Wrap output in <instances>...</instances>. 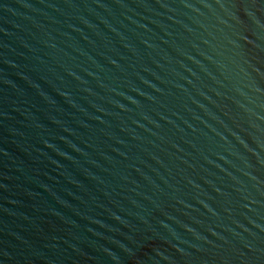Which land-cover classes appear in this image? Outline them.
Returning a JSON list of instances; mask_svg holds the SVG:
<instances>
[{
	"label": "water",
	"instance_id": "95a60500",
	"mask_svg": "<svg viewBox=\"0 0 264 264\" xmlns=\"http://www.w3.org/2000/svg\"><path fill=\"white\" fill-rule=\"evenodd\" d=\"M0 264H264V0H0Z\"/></svg>",
	"mask_w": 264,
	"mask_h": 264
}]
</instances>
